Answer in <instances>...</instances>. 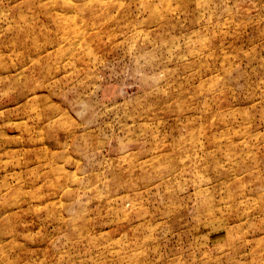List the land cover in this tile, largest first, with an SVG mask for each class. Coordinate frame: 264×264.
Instances as JSON below:
<instances>
[{
	"label": "rangeland",
	"instance_id": "1",
	"mask_svg": "<svg viewBox=\"0 0 264 264\" xmlns=\"http://www.w3.org/2000/svg\"><path fill=\"white\" fill-rule=\"evenodd\" d=\"M0 264H264V0H0Z\"/></svg>",
	"mask_w": 264,
	"mask_h": 264
}]
</instances>
